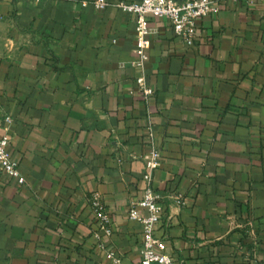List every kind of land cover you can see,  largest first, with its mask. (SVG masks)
I'll return each mask as SVG.
<instances>
[{"label": "crops", "instance_id": "crops-1", "mask_svg": "<svg viewBox=\"0 0 264 264\" xmlns=\"http://www.w3.org/2000/svg\"><path fill=\"white\" fill-rule=\"evenodd\" d=\"M94 1L0 0V136L27 181L0 169V264L138 263L128 211L154 149L174 261L264 264V1L216 0L192 46L149 17L147 100L133 16ZM94 193L113 219L104 247Z\"/></svg>", "mask_w": 264, "mask_h": 264}, {"label": "built area", "instance_id": "built-area-1", "mask_svg": "<svg viewBox=\"0 0 264 264\" xmlns=\"http://www.w3.org/2000/svg\"><path fill=\"white\" fill-rule=\"evenodd\" d=\"M87 4L88 1L82 2L83 6ZM94 4L100 9L107 6L109 2L108 0H95ZM118 7L124 13L133 16L137 25V59L133 65L138 68L140 75L137 78L135 90L141 93L146 100L154 94V90L148 85L146 76V65L150 59L151 47L149 17L167 18L175 34L187 45L192 46L196 41L198 23L219 10L216 0H138L131 2L122 0L118 3ZM6 121L11 122L12 118L6 117ZM9 143L8 135L0 136V169L18 179L21 184H25L27 181L19 168V163L13 160L8 152ZM145 162L143 194L141 198L131 203L128 211L129 217L138 221L143 231L141 259L136 264H178L167 253L162 246V240L156 234L167 213L164 197L154 186V172L162 163L161 152L158 149L152 150ZM88 200L97 220L93 234L99 241V245L104 247V237H110L113 234V219L101 194L94 193ZM108 254L114 257L113 252H108Z\"/></svg>", "mask_w": 264, "mask_h": 264}]
</instances>
